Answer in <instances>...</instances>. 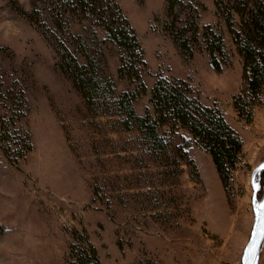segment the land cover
Segmentation results:
<instances>
[{"label":"rangeland","instance_id":"obj_1","mask_svg":"<svg viewBox=\"0 0 264 264\" xmlns=\"http://www.w3.org/2000/svg\"><path fill=\"white\" fill-rule=\"evenodd\" d=\"M184 1L181 20L197 16L201 35L206 26L217 30L228 61L216 71L203 39L185 60L162 31L165 0H117L147 63V94L135 110L154 112L150 98L158 78L187 81L194 97L219 109L243 141L226 187L211 155L179 125L160 128L168 148L154 155L140 133L89 108L60 71L52 46L17 10L33 13L31 0H0V109L18 130L0 142V264H75L77 250L89 245L101 264H242L255 221L252 174L264 162V91L249 110L244 61L214 0ZM40 14L51 23L45 7ZM69 29L84 37L96 30L89 22ZM69 41L76 51L78 40ZM105 52L116 90L136 89L118 78V50L108 45ZM20 91L26 110L15 103ZM26 134L32 150L21 157ZM258 178L260 204L264 173Z\"/></svg>","mask_w":264,"mask_h":264},{"label":"trees","instance_id":"obj_2","mask_svg":"<svg viewBox=\"0 0 264 264\" xmlns=\"http://www.w3.org/2000/svg\"><path fill=\"white\" fill-rule=\"evenodd\" d=\"M214 3L218 16L224 18L236 49L243 58L246 83L244 96L253 100L248 105L250 110L264 91V2L214 0ZM31 6L33 13L17 10L52 46L59 57L60 71L72 82L89 108L104 115H115L124 131L140 133L148 150L154 155L161 156L168 148L160 128L179 125L211 155L223 186H227L242 154L243 141L219 109L206 106L194 97L187 81L158 78L150 98L154 112L148 110L142 116L136 112L135 102L147 94V87L142 80L147 63L137 33L117 0H31ZM42 7H45L51 23L42 19ZM185 8L184 0H165L162 31L172 38L185 60L193 58L194 48L203 39L212 66L216 71H221L228 61L222 35L211 26H206L201 35L199 20L195 15L183 22L181 15ZM237 20L238 29L235 28ZM73 22H89L102 32L103 37L96 30L90 37L73 36L69 29ZM179 22L181 27H178ZM70 39L78 40L76 51L69 45ZM108 45H113L119 52L118 78L136 89L120 93L116 90V83L107 72L105 49ZM1 80L0 75V94H3ZM18 94L15 103L26 110L25 92L20 91ZM240 100V97L235 98V107L241 116ZM5 123L0 109L1 143L6 142L8 135L18 131L12 130L7 123L6 127ZM13 126H16V122ZM22 142L24 151L21 157H24L32 150L30 136L26 134ZM3 150L11 158L7 149ZM184 156L187 158V151ZM76 257L75 264H101L97 250L92 245L79 248Z\"/></svg>","mask_w":264,"mask_h":264},{"label":"water","instance_id":"obj_3","mask_svg":"<svg viewBox=\"0 0 264 264\" xmlns=\"http://www.w3.org/2000/svg\"><path fill=\"white\" fill-rule=\"evenodd\" d=\"M264 171V162L261 163L257 168L254 169L252 174V185H253V197L252 204L254 210L255 221L252 227L249 242L244 248L242 264H259L261 249L264 242V198L260 204H258V195L261 189L259 175ZM260 224V235L255 236L257 232V225ZM256 240L255 250L252 253L250 250L253 248V241Z\"/></svg>","mask_w":264,"mask_h":264},{"label":"snow or ice","instance_id":"obj_4","mask_svg":"<svg viewBox=\"0 0 264 264\" xmlns=\"http://www.w3.org/2000/svg\"><path fill=\"white\" fill-rule=\"evenodd\" d=\"M264 207V206H262ZM261 233H260V224L258 223L257 225V232L254 234L255 236H259ZM255 245H256V240L254 239L253 241V248L250 250L252 253H254V250H255Z\"/></svg>","mask_w":264,"mask_h":264}]
</instances>
